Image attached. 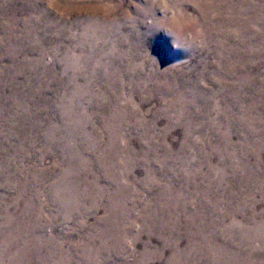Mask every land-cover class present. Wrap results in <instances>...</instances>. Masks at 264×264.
<instances>
[{
  "label": "rangeland",
  "instance_id": "obj_1",
  "mask_svg": "<svg viewBox=\"0 0 264 264\" xmlns=\"http://www.w3.org/2000/svg\"><path fill=\"white\" fill-rule=\"evenodd\" d=\"M30 1L71 20L116 12L126 33L136 26L145 39L154 38L153 44L139 42L138 47L154 51L159 59L140 53L116 65L112 61L115 73L102 76L110 80L102 105L111 118L63 123L39 101L45 99L44 91L34 96L25 88V67L20 65L25 53H16L25 49V39L8 38L14 28L25 33V0H0V85L7 86L10 78L21 85L16 91L4 88L6 101H0L3 113L12 109L4 120L0 115V151L21 157L13 163L21 183L0 184V264H165L173 249L184 257L194 252L187 264H264V0H186L184 6L176 0L168 8L166 0H76L66 6L58 0ZM89 103H60L55 113L73 108L89 118ZM25 110L40 113L41 119ZM7 123L22 126L24 135L14 136ZM87 124L95 127L94 133ZM25 125L55 131L42 132L40 139L34 129L25 135ZM25 138L39 139L27 143L29 154L18 149L25 147ZM46 143L70 149L76 162L61 163L60 154ZM103 159L110 167H103ZM41 171L49 178L40 187L34 181L38 174L43 179ZM212 171L215 175L204 187L222 176L218 192L208 196L220 202L217 213L197 214L188 202L201 200L199 181ZM74 173H80L81 190L73 185ZM24 183L27 188L20 195L17 185ZM88 186L107 194L97 214L84 220ZM226 191L238 194V205L225 202ZM132 193L140 195L133 203ZM165 201L184 203V211ZM143 202L151 205L152 214H145L146 229L139 233L142 216L137 209ZM237 209L243 212L235 213ZM136 233L138 239L131 242ZM144 247L149 253L161 250V255H150L143 263ZM209 251L218 258L204 253Z\"/></svg>",
  "mask_w": 264,
  "mask_h": 264
},
{
  "label": "bare ground",
  "instance_id": "obj_2",
  "mask_svg": "<svg viewBox=\"0 0 264 264\" xmlns=\"http://www.w3.org/2000/svg\"><path fill=\"white\" fill-rule=\"evenodd\" d=\"M58 1L59 2L61 1V3L65 4L64 6L74 5L76 3V0H58ZM175 1L176 0H166L167 4L168 3L172 4ZM177 1H180V5L184 6V2L186 0H177ZM55 2L57 3V0H55ZM205 2H207V1H205ZM160 4H161V2H160ZM81 6L84 7L83 5H81ZM197 6L198 5H196V7ZM87 7L89 8V7H91V5H88ZM168 7H170V6L168 5ZM204 7H206V4ZM228 9H229V7H228ZM225 10H226V8H225ZM237 14H239V13H237ZM6 15H4V16H6ZM64 15L65 14L61 15V14L48 13L47 11H44V9H40V6H37V4H35L34 2H32L30 0H25V33L18 34L17 29L14 28L15 31L14 32L12 31V33H10L8 35L9 40H11L10 38H12V40H13V37H14V39H17V38L22 39V40L25 39V49H23V50L20 49V51L18 50V52H16L18 54L25 53V62H22L20 64L22 67H25V88H30L31 92H32V94H34V96L39 91H44L43 97L45 99H40L39 101H41L45 104L44 107H48V111H49V113H52V116L54 117V119L62 120L63 123L64 122H70V123L75 124V122L77 120L81 121L83 119H85V121H87V122L88 121L90 122V121L96 120V119H99L100 121L105 120L106 117L107 116L110 117V115L107 113V111L104 112V110L106 109V105L105 106L102 105V102H104V97H103L102 92H103V90H105L108 87L110 80L108 81V78H103L102 76L103 75L113 76V74L115 73V70H116V67H115L116 61H122L123 59H127V58H136L140 53L150 55V58L155 59V60L159 59V55L157 53H155L154 51L152 52L151 50H147L146 48L141 49L142 50L141 51L138 47L139 42L149 41V43L153 44L154 38L152 40L145 39L143 34L138 33L139 29H137L136 26L131 27V31L126 33L125 30L123 29V19L120 18L116 12H113V13H110V11L104 12L101 14L100 17H98V16L95 17L96 15L94 16L92 14L89 17L88 16L87 17H79L76 19L73 18L74 20L67 19ZM258 15H260V14H258ZM239 16H240V14H239ZM187 20H190V19H186V21ZM195 20L198 21L197 16H196ZM182 21H185V18H182ZM242 21H244V20H242ZM248 21H249V19H248ZM245 26H247V25H245ZM233 31H235V30H233ZM239 34L241 35V33H239ZM245 34H247V33L245 32ZM223 35H224V38H226L227 40H234L233 37L235 38L234 35H233V37H229L228 36L229 34L227 35L224 32H223ZM242 35H243V33H242ZM249 35L250 34H248L247 36H249ZM141 44H143V43H141ZM14 56H16V54H14ZM112 61H114L115 65L112 64ZM128 65H126V66L128 67ZM159 67H164V65L160 63ZM5 85H7L8 87L4 86V85H3L4 86L3 87L0 85V101H6L4 99L5 98L4 94L2 93L4 88L7 87L8 89H10V90L13 89L14 91L21 88V85H19L18 82H16V80L12 81L11 78L8 79L7 83H5ZM46 91L49 93H47ZM225 91L226 92L228 91L227 87L225 88ZM36 100H38V99H36ZM68 101H71V104L72 103L73 104H79L82 102H90L92 104L91 106L93 107L92 113H91L92 115H90L89 118H85L83 115H81V113L77 112L78 110L73 113V108H70L69 110H65V109L59 110L60 114L56 115L55 112L59 109L58 104L62 103L61 105H65V103ZM115 105H117V104H115ZM113 106H114V104H113ZM107 108H108V106H107ZM5 109H0V115L2 116L3 120H4V118L9 116V115L7 116L6 114L11 113V111H12V109L9 107L8 108L9 110H7V112L5 111L6 112V114H5V113H3ZM171 111H172V113H175L176 109H173V110L171 109ZM104 113H107V115H105ZM221 113H222V118H225V116H226V115L224 116L225 113L224 112H221ZM25 114H27L31 117H36V118L41 119L40 113H37L34 110H29V111L25 110ZM33 119H35V118H33ZM93 123H94V121H93ZM93 123H92V125H93ZM14 124L15 123H7V126L6 125L5 126L11 133H13L14 136L16 134H18L19 132L22 135H24V131H23L22 126L18 127L17 125L15 126ZM33 124H37V123H33ZM87 125H89V124H87ZM31 126L32 125H30V126L25 125V135L30 133L32 131V129H34L37 133V136H39L40 139L42 137H44V136H40V134L42 132L50 131V133H53L55 131L54 128L45 129V128H43V126H40V127H37V126L31 127ZM89 130H90V134H92L93 131L95 132V127L92 126V129H91V126H90ZM68 131H69V129H68ZM1 134H3V131L1 132ZM36 140H39V139L28 140L25 138V147L22 144H21V147H18V149L21 151V154H24L23 152H25V154H29L30 152L28 150V147L33 145V143H30V142H35ZM41 141L42 140H40L38 142L41 143ZM64 141H65V139H64ZM93 142L95 143V141H93ZM27 143H30L29 146L27 145ZM46 144L48 146H51L54 150H57V152L61 156V160H60L61 163L66 161V162H68L67 164L69 165L71 162H73L77 159V157H76L77 155H75L76 153L74 154L68 148L60 149L58 146H55V144H53V143H49V144L46 143ZM65 145H67V144H65ZM261 146H262V144H261ZM73 149L74 148H72V150ZM85 149H86V147H85ZM86 151H88V149H86ZM73 157L74 158L76 157V158L74 159ZM20 160H21V157H18L16 160L14 158H10L4 152V150L0 151V184H8V182L10 184H12V182H13V184L21 183V180L19 178L16 179V177H17L16 175L18 174L19 170L13 168V166L15 165L13 163H16V162L19 163ZM139 163L141 166H147V163L143 160H140ZM102 165L104 168L110 167L105 162V159L102 160ZM89 166H90V169L93 170L94 163L90 162ZM8 169L10 171H8ZM27 171H28V169L25 170V172H27ZM32 171L34 173V170H32ZM209 171H210V168H209ZM8 172H11V177H8L6 175ZM40 173H43V171H41ZM146 173H148L147 169H146ZM46 175H47L46 173L41 174V176L43 177V179H41V178H39V174H38L35 181L33 180L34 183L36 185H39L40 187L43 186L44 182H46V180H48V178H49V175H47V176ZM79 175H80V173L79 174L74 173V175L72 177L73 178L72 179L73 185L75 186V189H77V190L82 189L79 182H78ZM214 175H215V173H213V171L207 172V173L204 172L202 174V177L199 181L200 185H202V187L201 186H195V189H198L199 187H201L200 191L204 192L202 195V198H201V200L198 199V200H194V201L190 199L188 202L189 204L196 206V208L194 209V212L197 214L204 213V212L207 213L205 215H208L211 213H217V208L219 207L220 202H212L208 196L212 193L218 192V191H216V189L218 188V186H221L220 178L222 176L219 175L217 177V179L215 177V180L213 181V183L209 187H207V189L204 187L205 182H207V178H209V177L211 178ZM95 180H96V178L93 176L92 182L95 183ZM27 184H28V181H27ZM31 185H30V187H31ZM17 187H18L20 195L25 194L24 190L27 188V187L25 188V183L21 186L19 184V185H17ZM50 187H52V185H50ZM60 188H61V186H60ZM53 189H55V188H53ZM43 190H44V188H43ZM218 190H220V189H218ZM88 191H89L88 203H86L83 206L82 210L80 209L82 213L86 212V215H82V217H81L84 220H87L88 217L97 214L98 209L102 206L103 197L107 194V192L105 190L101 191V190H97V189H91L89 186H88ZM56 192H57V190H56ZM126 192H128V191H126V190L122 191V194L126 195ZM157 193L160 194L161 192H154V194H157ZM188 193L191 194V192H188ZM17 195H18V193H17ZM28 195H30V193H28ZM131 195L132 196L129 198V202H131V203H133V201H137L139 199V196H140L137 193H132ZM161 196H164V194L162 193ZM20 197L21 196H19V198ZM113 197L115 198V200H118L120 198V192L116 191ZM49 199H50V197H49ZM57 200H58V198H57ZM166 201L164 203L165 205H173V206L178 207L179 213H182L184 211L183 210L184 203L174 204V202H172V201H169V202H166ZM238 201H239L238 194H235L232 192H231V194H229L228 191H226L225 202H228V204L231 203L232 205L233 204L238 205L239 204ZM162 206H164V205H162ZM204 206H207V211H204L202 209ZM133 208H134V206H133ZM150 208H151V205L145 204L144 202L140 206H138L137 210L142 216L139 233L143 232L146 229V224L148 221H147V218H145L144 216H145V214H147V215L152 214L149 210ZM8 209H9V207H8ZM123 212L125 214L128 213V211L125 208H124ZM131 212H133V211H131ZM237 212H243V210L237 209L235 213H237ZM161 214L164 216H167L168 212H166V211L163 212L161 210ZM6 221H7V219H6ZM83 227L84 226H82V228ZM21 235H22V233H21ZM20 237L22 238V236H20ZM137 239H138V233H136L130 239V241L134 242ZM6 251H7V249H6ZM188 252H191V248H190V251H188ZM200 253H203V252H200ZM204 253L209 255L212 258H218V254L213 252V251L204 252ZM192 254H191V256H192ZM219 254H221V252H219ZM150 255L153 256L154 258H157L161 255V250H154L151 253H149L147 248L144 247L143 251L141 252L140 261H142L143 263L147 262L148 259L150 258ZM191 256H185V257L181 256L180 252H178L176 249H173V253L171 252L170 256H168L166 258L165 264H173V263L183 264L184 262L187 264L188 259H191L190 258ZM167 260H168V262H167ZM216 261H217L216 259H211L210 263H215Z\"/></svg>",
  "mask_w": 264,
  "mask_h": 264
},
{
  "label": "clouds",
  "instance_id": "obj_3",
  "mask_svg": "<svg viewBox=\"0 0 264 264\" xmlns=\"http://www.w3.org/2000/svg\"><path fill=\"white\" fill-rule=\"evenodd\" d=\"M164 7H165V8L168 7L167 3H164Z\"/></svg>",
  "mask_w": 264,
  "mask_h": 264
}]
</instances>
